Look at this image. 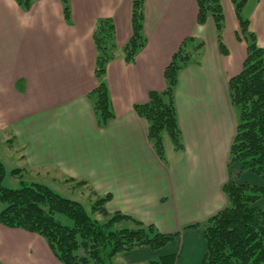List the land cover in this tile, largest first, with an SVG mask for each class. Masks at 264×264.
Masks as SVG:
<instances>
[{"label":"crops","instance_id":"1","mask_svg":"<svg viewBox=\"0 0 264 264\" xmlns=\"http://www.w3.org/2000/svg\"><path fill=\"white\" fill-rule=\"evenodd\" d=\"M132 2L70 0L66 19L61 0H36L28 11L16 0H0V132L22 147L29 166L53 168L64 181L86 179L98 194L111 193L109 212L132 215L163 232L180 231L162 249L121 253L128 263L173 252L174 264H199L204 228H183L225 206L222 186L229 179L263 182L227 166L236 131L228 81L241 71L247 45L237 36L231 0L223 4L227 54L219 50L213 20L197 22L196 0H145L147 44L133 61L120 55L108 63L105 80L115 117L99 126L88 98L98 84L93 30L98 18L109 17L118 46L125 45L133 33ZM249 17L263 46L264 0H255ZM188 36L203 40L204 47L200 62L178 73L174 96L184 149L169 166L155 153L148 122L134 104L146 102L150 90L165 88V67ZM259 203L264 207V198ZM33 244L39 245L36 252ZM0 260L62 264L42 237L2 224Z\"/></svg>","mask_w":264,"mask_h":264},{"label":"trees","instance_id":"2","mask_svg":"<svg viewBox=\"0 0 264 264\" xmlns=\"http://www.w3.org/2000/svg\"><path fill=\"white\" fill-rule=\"evenodd\" d=\"M26 11L36 0H16ZM239 21V39L246 42L247 55L239 73L228 81L231 104L236 113V131L229 149L228 168L254 173L262 183L229 179L222 186L226 204L203 223L189 225L204 228L206 250L199 264H264V45L250 30V19L243 12L249 0H232ZM66 19L71 14L70 0H61ZM197 22L213 20L219 50L228 53L222 39L225 15L220 0H196ZM145 0L132 2L133 33L119 47L115 27L109 17L97 19L93 30L96 51L94 73L98 84L88 93L99 126L115 117L108 84V63L122 55L133 61L146 46ZM204 41L188 36L173 53L164 70L166 86L150 90L148 100L134 104L136 113L148 122V139L157 156L167 161L165 135L177 151L184 149L175 105L178 73L191 63H199ZM237 176V175H236ZM5 167L0 159V224L19 228L42 237L62 264H112V257L141 247L162 249L175 240L180 231L163 232L153 223L106 208L111 193L98 194L86 179L66 178L75 187L89 189L88 207L63 196L40 182L10 188L4 185ZM176 254L166 253L143 264H174ZM0 264H4L0 260Z\"/></svg>","mask_w":264,"mask_h":264},{"label":"rangeland","instance_id":"3","mask_svg":"<svg viewBox=\"0 0 264 264\" xmlns=\"http://www.w3.org/2000/svg\"><path fill=\"white\" fill-rule=\"evenodd\" d=\"M220 2L223 7V4L225 3L224 0H220ZM254 3L255 0H251L248 4H246L243 12V14L246 17H249V13L253 8ZM233 6L235 7L234 3ZM224 22L226 27V18ZM249 27L250 30L253 31L251 25ZM222 39L226 44L224 38V31L222 33ZM227 47L229 48V46ZM9 138L11 137H9L6 133L0 132V159L2 160L5 167V177L3 180L5 186L10 188H18L21 187L24 182L26 183L40 182L48 185L52 190L63 196L82 201L86 205V207H88L89 189L87 187H75L72 184L65 182L64 181L65 177L63 176V174L56 169L37 168V167L29 166L23 158L22 147L17 143H12L9 140ZM165 145H166V153H167V163L169 166H171V164L177 161L176 158L181 153H179L180 151H177L174 148L171 139L167 135H165ZM38 247L39 245L37 246L36 244H33V252H36ZM111 261L112 264H130L127 262L128 260L125 258V255L121 253L113 256Z\"/></svg>","mask_w":264,"mask_h":264}]
</instances>
